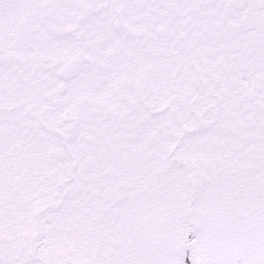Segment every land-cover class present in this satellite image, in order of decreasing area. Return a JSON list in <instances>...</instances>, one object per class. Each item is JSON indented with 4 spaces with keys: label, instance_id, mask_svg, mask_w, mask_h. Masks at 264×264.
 <instances>
[{
    "label": "snow or ice",
    "instance_id": "snow-or-ice-1",
    "mask_svg": "<svg viewBox=\"0 0 264 264\" xmlns=\"http://www.w3.org/2000/svg\"><path fill=\"white\" fill-rule=\"evenodd\" d=\"M0 264H264V0H0Z\"/></svg>",
    "mask_w": 264,
    "mask_h": 264
}]
</instances>
